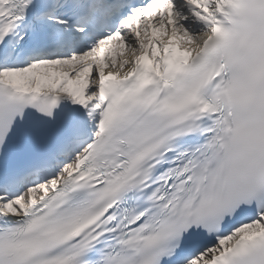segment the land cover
<instances>
[{
    "label": "snow or ice",
    "instance_id": "obj_1",
    "mask_svg": "<svg viewBox=\"0 0 264 264\" xmlns=\"http://www.w3.org/2000/svg\"><path fill=\"white\" fill-rule=\"evenodd\" d=\"M0 264H264V0H0Z\"/></svg>",
    "mask_w": 264,
    "mask_h": 264
}]
</instances>
